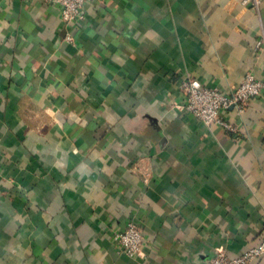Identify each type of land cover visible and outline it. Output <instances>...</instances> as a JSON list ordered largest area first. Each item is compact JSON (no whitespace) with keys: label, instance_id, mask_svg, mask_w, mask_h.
Returning <instances> with one entry per match:
<instances>
[{"label":"crops","instance_id":"crops-1","mask_svg":"<svg viewBox=\"0 0 264 264\" xmlns=\"http://www.w3.org/2000/svg\"><path fill=\"white\" fill-rule=\"evenodd\" d=\"M250 71L264 3L96 0L67 28L56 0H0V264H207L264 241V93L222 112L233 132L181 87ZM131 217L138 257L113 238Z\"/></svg>","mask_w":264,"mask_h":264},{"label":"built area","instance_id":"built-area-1","mask_svg":"<svg viewBox=\"0 0 264 264\" xmlns=\"http://www.w3.org/2000/svg\"><path fill=\"white\" fill-rule=\"evenodd\" d=\"M96 0H56L61 7L62 20L67 28L81 23L86 17V6ZM247 7L259 8L264 0H240ZM66 40L74 41L68 33ZM259 41L258 46L261 45ZM182 90L186 95V109L192 112L205 125L221 124L230 131L235 132L236 126L227 121L222 112L236 108L243 113L251 99L264 93V80L259 79L253 72H248L241 83L233 87L229 93H224L217 87L205 85L195 77H187L182 82ZM115 247L119 254L128 257L145 255V230L133 217L127 219L124 227L113 235ZM264 255V241L250 247L240 255L231 257L224 250H219L212 256L207 264H252Z\"/></svg>","mask_w":264,"mask_h":264}]
</instances>
